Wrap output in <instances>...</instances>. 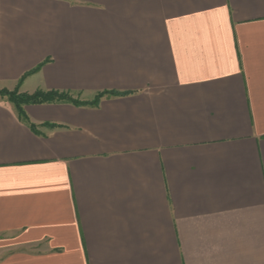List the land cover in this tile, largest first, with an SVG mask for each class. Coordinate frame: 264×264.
Returning <instances> with one entry per match:
<instances>
[{
    "label": "crops",
    "instance_id": "obj_1",
    "mask_svg": "<svg viewBox=\"0 0 264 264\" xmlns=\"http://www.w3.org/2000/svg\"><path fill=\"white\" fill-rule=\"evenodd\" d=\"M0 90L121 95L0 99V264H264V0H0Z\"/></svg>",
    "mask_w": 264,
    "mask_h": 264
},
{
    "label": "trees",
    "instance_id": "obj_2",
    "mask_svg": "<svg viewBox=\"0 0 264 264\" xmlns=\"http://www.w3.org/2000/svg\"><path fill=\"white\" fill-rule=\"evenodd\" d=\"M41 66L36 68L34 71L25 74L21 80L19 81V85L22 81L29 75L37 72ZM7 92V91H6ZM4 92L2 96H6L7 101L13 106L15 114L18 119L27 123L28 127L31 131L35 132L36 127L31 125L28 122V119L23 111L24 106L29 105H43V104H70L73 106H89V107H97L99 105V100L104 97H118L121 96L116 93H98L94 100L90 103H84L79 101L78 99L73 98L72 94L67 92H59V91H37L32 95L26 94H18V90L13 91V93L8 92V94ZM6 93V94H5Z\"/></svg>",
    "mask_w": 264,
    "mask_h": 264
},
{
    "label": "rangeland",
    "instance_id": "obj_3",
    "mask_svg": "<svg viewBox=\"0 0 264 264\" xmlns=\"http://www.w3.org/2000/svg\"><path fill=\"white\" fill-rule=\"evenodd\" d=\"M14 91H16V90H14ZM4 92H6V90H0V99H4V100H6L7 101V99H6V96H2L3 94H4ZM8 92H10V91H7L6 93L8 94ZM5 93V94H6ZM10 93H13V91H11ZM19 94V93H18ZM73 96V98H75V99H78L79 100V95H72ZM97 95H95V97H96Z\"/></svg>",
    "mask_w": 264,
    "mask_h": 264
}]
</instances>
